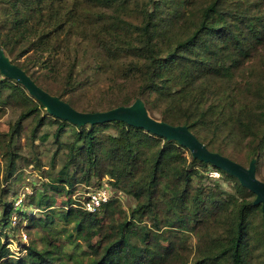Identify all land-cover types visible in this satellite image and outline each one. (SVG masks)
Returning a JSON list of instances; mask_svg holds the SVG:
<instances>
[{"label":"trees","instance_id":"trees-1","mask_svg":"<svg viewBox=\"0 0 264 264\" xmlns=\"http://www.w3.org/2000/svg\"><path fill=\"white\" fill-rule=\"evenodd\" d=\"M0 48L77 111L141 99L152 118L188 127L231 160L243 152L257 171L264 0H0ZM51 77L59 87L43 86ZM94 84L101 93L78 105ZM10 109L17 116L0 131V264H264L261 205L235 177L123 122L56 119L0 74V120ZM29 168L41 182L15 206L14 187ZM79 185L107 189V202L84 211L89 191L74 198ZM58 196L66 197L61 209ZM16 232L27 242L14 255Z\"/></svg>","mask_w":264,"mask_h":264},{"label":"water","instance_id":"water-1","mask_svg":"<svg viewBox=\"0 0 264 264\" xmlns=\"http://www.w3.org/2000/svg\"><path fill=\"white\" fill-rule=\"evenodd\" d=\"M0 74L20 84L27 93L37 100L52 117L67 121L76 126L97 125L109 122H123L131 127L175 141L187 149L192 158L209 164L230 176L235 177L240 185L253 193V205H261V214L264 221V182L256 178V160L252 159L248 167L232 161L219 153L211 152L202 144L188 127L173 126L152 118L141 99H136L129 106H119L107 111L84 113L75 110L68 103L56 96L50 95L41 89L22 69L12 64L0 48Z\"/></svg>","mask_w":264,"mask_h":264},{"label":"rangeland","instance_id":"rangeland-1","mask_svg":"<svg viewBox=\"0 0 264 264\" xmlns=\"http://www.w3.org/2000/svg\"><path fill=\"white\" fill-rule=\"evenodd\" d=\"M51 79L52 80H50V81H51L52 85H46L45 84L43 86L44 87H50L51 89H54V88H57L60 86V82L57 79L53 80L54 77H51ZM99 85H101V84H98V85L94 84V85H92V87L89 90H86L85 92L82 91L80 93L81 95L78 96V100H77L78 105H84L86 103L92 102L93 101L92 95L98 96L102 91L101 87H103V84L101 86H99ZM16 116H17V114L15 112H13V110H11V109L8 110L6 112V115L0 120V131L7 130L9 124L13 123ZM50 131H51V129H50ZM49 141H51V139H49ZM40 149L43 153L42 154V162L44 165H47L48 161L50 159L51 153H52V150H51L52 147L50 144L47 143L46 145L41 146ZM235 156L236 157H232L233 158L232 160H234L235 162L239 163L240 165H242L244 167H248L249 164L246 162L243 152H240V153L238 152L235 154ZM210 172H214V171L209 170L208 173H210ZM218 178L220 180V176H218L217 178H213V179H218ZM256 178L259 179L260 181L264 182V149L261 152V159H260V163H259V166L257 168V171H256ZM39 182H41V179H40L36 170H34L32 168L25 170L23 175L21 176L20 182H18L14 187L16 193L18 194L19 200H23L25 194L26 195L30 194L32 185L35 184V186H38ZM223 184H224L223 185L224 188L226 190H229L228 185L226 183H223ZM0 187H1V184H0ZM91 189H93V187L86 188L82 185H79L76 187L75 192L73 194L74 195L73 197L77 198L79 195L83 194L84 192H87V191L90 192ZM120 199L126 207H128L131 204V201L125 196H120ZM64 201H66V197L58 196L56 198L55 207L57 209H61L62 208V202H64ZM34 212H36V211H34ZM17 220H18V218L16 219V222H17ZM23 235H25V234L24 233L20 234V232H16V233H14L13 236H10V238H9V243H10L9 247L14 252V255H17V253H19L18 244L20 242L24 243L23 241H26V239L24 240V238L22 237Z\"/></svg>","mask_w":264,"mask_h":264},{"label":"built area","instance_id":"built-area-1","mask_svg":"<svg viewBox=\"0 0 264 264\" xmlns=\"http://www.w3.org/2000/svg\"><path fill=\"white\" fill-rule=\"evenodd\" d=\"M210 178H217L219 175L217 172H210L208 173ZM109 198L108 190L105 188L90 190V192L84 194V199L81 202L82 209L88 213H95L100 209V207L107 202ZM21 200H18L15 203V206L20 204ZM17 216L12 214L11 216V223L13 225L16 224ZM25 239V236H22Z\"/></svg>","mask_w":264,"mask_h":264}]
</instances>
